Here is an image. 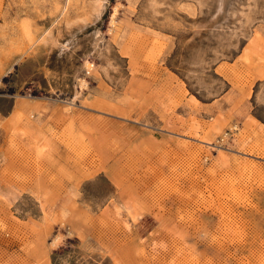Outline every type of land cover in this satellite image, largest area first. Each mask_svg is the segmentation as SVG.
Listing matches in <instances>:
<instances>
[{
    "label": "rangeland",
    "instance_id": "374dc122",
    "mask_svg": "<svg viewBox=\"0 0 264 264\" xmlns=\"http://www.w3.org/2000/svg\"><path fill=\"white\" fill-rule=\"evenodd\" d=\"M254 112L264 0H0V264H264Z\"/></svg>",
    "mask_w": 264,
    "mask_h": 264
},
{
    "label": "trees",
    "instance_id": "16d2710c",
    "mask_svg": "<svg viewBox=\"0 0 264 264\" xmlns=\"http://www.w3.org/2000/svg\"><path fill=\"white\" fill-rule=\"evenodd\" d=\"M254 115H255L259 120H261L262 122H264V117H262L259 113L254 112ZM52 257H53V256H52Z\"/></svg>",
    "mask_w": 264,
    "mask_h": 264
}]
</instances>
